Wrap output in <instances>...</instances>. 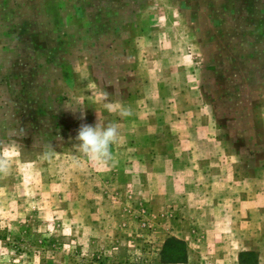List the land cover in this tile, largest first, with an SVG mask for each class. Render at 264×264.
<instances>
[{
    "label": "rangeland",
    "instance_id": "obj_1",
    "mask_svg": "<svg viewBox=\"0 0 264 264\" xmlns=\"http://www.w3.org/2000/svg\"><path fill=\"white\" fill-rule=\"evenodd\" d=\"M0 157V264H264V0H0Z\"/></svg>",
    "mask_w": 264,
    "mask_h": 264
},
{
    "label": "clouds",
    "instance_id": "obj_2",
    "mask_svg": "<svg viewBox=\"0 0 264 264\" xmlns=\"http://www.w3.org/2000/svg\"><path fill=\"white\" fill-rule=\"evenodd\" d=\"M107 100V93H105ZM105 108L109 112H116L117 106L112 102L105 103ZM119 115L127 117L130 110L120 107ZM118 125L114 122L105 124L98 117L97 122L92 124H81L75 140V148L88 159L98 162H107L112 155L111 149L119 139ZM10 167L9 161L0 157V172H6Z\"/></svg>",
    "mask_w": 264,
    "mask_h": 264
},
{
    "label": "trees",
    "instance_id": "obj_3",
    "mask_svg": "<svg viewBox=\"0 0 264 264\" xmlns=\"http://www.w3.org/2000/svg\"><path fill=\"white\" fill-rule=\"evenodd\" d=\"M187 250L185 242L177 238H170L166 241L162 257L165 262H175L185 259ZM243 258V254L240 257Z\"/></svg>",
    "mask_w": 264,
    "mask_h": 264
}]
</instances>
